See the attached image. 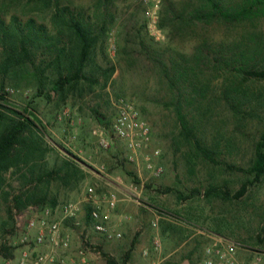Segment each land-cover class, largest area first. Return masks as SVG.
I'll use <instances>...</instances> for the list:
<instances>
[{
	"label": "rangeland",
	"instance_id": "obj_1",
	"mask_svg": "<svg viewBox=\"0 0 264 264\" xmlns=\"http://www.w3.org/2000/svg\"><path fill=\"white\" fill-rule=\"evenodd\" d=\"M223 1L227 7L242 2ZM96 2L52 0L50 8L35 11L27 0H0V15L33 17L50 30L55 5L91 14ZM111 2L115 20L85 68L89 81H81L63 100L39 95L33 87L5 85L4 109L22 113L28 108L38 121L47 153L35 159L36 169L51 170L70 159L83 176L67 185L49 181L43 204L18 210L13 197L31 189L24 186V168L3 174L0 247L5 245L11 256L0 255V264H18L22 253L33 250L36 230L28 224L53 202H81L90 187L98 198L119 200L109 215L110 226L122 234L120 240H106L88 232L93 264H199L204 250L217 241L235 245L238 264L264 260V175L255 181L248 171L264 136V78L246 73H264L263 14L257 11L234 23L199 21L189 15L199 0ZM169 6L173 13L166 16ZM172 65L194 69L197 89L190 91L198 93L199 103L184 96L181 104L192 134L219 164L206 160L185 138L165 74ZM111 66L115 71L105 84L103 71ZM119 100L132 102L150 130L148 146L136 155L109 129ZM146 156L154 169L161 167L159 176L146 168ZM210 186L220 193L205 197ZM192 190L200 194L189 197ZM80 206L84 216L87 206ZM64 227L73 229L69 223ZM71 235L74 248L79 231Z\"/></svg>",
	"mask_w": 264,
	"mask_h": 264
},
{
	"label": "trees",
	"instance_id": "obj_2",
	"mask_svg": "<svg viewBox=\"0 0 264 264\" xmlns=\"http://www.w3.org/2000/svg\"><path fill=\"white\" fill-rule=\"evenodd\" d=\"M111 1L97 0L91 14L71 8L69 5L57 4L50 18V30L33 17L23 20L13 14L6 20L0 15V185L5 172L11 168L21 172L23 167L24 186L27 184L31 186V189L13 197L15 209L23 210L31 205L43 204L49 181L57 179L67 185L72 181H78L83 172L70 159L62 160L60 166L51 170L36 169L33 163L35 159L37 157L43 159L47 153L37 130L38 121L28 108L22 113L4 109L2 103L5 101V85L9 82L14 86L33 87L39 95L45 94L51 99L55 94L61 96L63 100L69 92L78 89L81 81H89L85 68L115 20L114 13L109 8ZM26 5L40 11L50 8L52 0H27ZM257 11H261L264 17V0H242L237 6L228 7L223 0H199L198 6L193 8L189 15L191 19L199 21L220 19L234 23L250 18ZM172 13L171 6L165 7L164 15ZM193 70L192 67L172 65L170 71H165L176 99L177 119L185 138L195 143V147L206 160L219 164L214 160L213 152L192 134L188 127V114L184 112L181 104L184 96L190 98L191 104L199 103L198 93L192 92L197 89L192 81ZM114 71L113 66L103 71L105 84ZM246 73L256 78H264V73L250 70ZM102 119L99 117L100 123ZM248 171L255 181L264 175V136L262 141L256 144L254 159ZM245 187L246 184H243L240 196L245 192ZM219 193L218 188L210 186L203 195L210 197ZM199 194L198 190H192L189 197ZM56 205L53 202L52 208ZM86 215L89 216V207ZM0 255L9 258L11 253L2 245ZM107 264L116 263L109 260Z\"/></svg>",
	"mask_w": 264,
	"mask_h": 264
},
{
	"label": "built area",
	"instance_id": "obj_3",
	"mask_svg": "<svg viewBox=\"0 0 264 264\" xmlns=\"http://www.w3.org/2000/svg\"><path fill=\"white\" fill-rule=\"evenodd\" d=\"M117 116L109 126L113 137L122 142L126 149L136 155L138 151L146 148L150 141V130L147 123L140 117L134 104L127 100H119L115 105ZM103 141V140H102ZM157 154V152L155 153ZM132 160V157H129ZM146 168L154 176H159L161 167L153 168L151 158H144ZM118 199L110 195L98 198L93 188H88L81 202H66L54 208L45 209L41 216L28 224V229L35 228L36 238L31 252L22 253L18 264H93L90 260L92 249L88 238L91 231L106 240H120L121 232L115 226H110L109 213L116 209ZM81 203L89 207V216H81L83 208ZM71 224L73 229L79 231V245L73 248L74 239L65 229V224ZM158 250L157 241L154 242ZM39 247L40 249H37ZM148 251H144V256ZM199 264H238L236 248L233 243L217 241L204 250ZM251 264H264L261 257L254 258Z\"/></svg>",
	"mask_w": 264,
	"mask_h": 264
}]
</instances>
